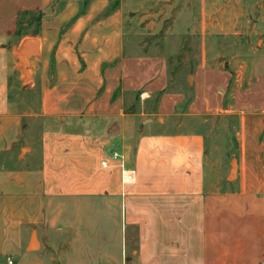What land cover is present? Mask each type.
<instances>
[{"label":"crops","instance_id":"obj_1","mask_svg":"<svg viewBox=\"0 0 264 264\" xmlns=\"http://www.w3.org/2000/svg\"><path fill=\"white\" fill-rule=\"evenodd\" d=\"M131 22L110 0H0V264H264V75L173 64ZM27 38L36 115L15 93Z\"/></svg>","mask_w":264,"mask_h":264},{"label":"rangeland","instance_id":"obj_2","mask_svg":"<svg viewBox=\"0 0 264 264\" xmlns=\"http://www.w3.org/2000/svg\"><path fill=\"white\" fill-rule=\"evenodd\" d=\"M114 8L122 7L133 30L144 43L170 45L169 61H188L229 65L243 81H256L264 75V0H172L167 5L145 4L141 0H110ZM25 15L31 34L35 23ZM133 27V29L131 28ZM195 52V54H193ZM190 63V62H189ZM32 80L21 84L15 92L19 108L25 114H39L41 89ZM36 119V118H35ZM64 119L55 124L46 119L32 120L40 128H61ZM116 129V128H115Z\"/></svg>","mask_w":264,"mask_h":264},{"label":"water","instance_id":"obj_3","mask_svg":"<svg viewBox=\"0 0 264 264\" xmlns=\"http://www.w3.org/2000/svg\"><path fill=\"white\" fill-rule=\"evenodd\" d=\"M39 46L40 41L37 38H27L22 42L19 48L18 65L25 75V80L31 77V73L28 69L29 60L38 54Z\"/></svg>","mask_w":264,"mask_h":264}]
</instances>
